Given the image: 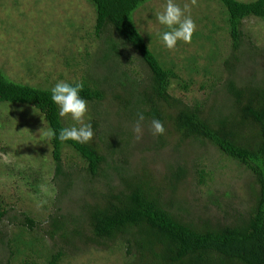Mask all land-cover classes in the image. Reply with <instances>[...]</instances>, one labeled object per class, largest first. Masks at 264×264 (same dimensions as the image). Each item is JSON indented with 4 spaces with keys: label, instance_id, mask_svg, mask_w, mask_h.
Here are the masks:
<instances>
[{
    "label": "trees",
    "instance_id": "16d2710c",
    "mask_svg": "<svg viewBox=\"0 0 264 264\" xmlns=\"http://www.w3.org/2000/svg\"><path fill=\"white\" fill-rule=\"evenodd\" d=\"M149 1L86 0L96 15L95 34L98 38L102 36L98 46L100 51L95 53V58L104 67V73L94 76L87 68L90 74L80 80L84 82L80 95L92 106L90 121L95 133L100 131L99 127L102 131L97 134V140L93 138L87 144L51 140L55 165L53 179L61 205L75 185L76 172L64 171L63 164L64 150L70 148L85 163L80 169L88 175L84 186L97 183L102 188L94 193L90 187L89 196L94 195L96 201L85 202L78 209L77 202L72 215L65 214L59 207L50 214L47 226L39 227L34 217L23 213L20 226L30 231L42 229L52 240L59 237L70 241L86 236L101 246L114 242L125 244L128 254H133L138 261L133 264H264V69L259 77L250 79L238 74L241 68H247L248 57L255 59V50H263L257 47L252 37L244 39L242 25L249 18L264 22V0H217L225 10L231 48L224 60V69L209 74L216 78V82H209L211 97L193 104L177 98L171 91L174 83L188 91L191 80L184 78L181 67L165 62L162 53L151 47L148 36L137 26L135 14ZM203 35L201 32L195 34L200 38ZM211 39L208 36L207 40ZM128 47L147 66L145 80L130 69L132 60H128L126 54ZM217 56L215 49L212 58ZM88 57V60L83 58L84 62L91 61L90 53ZM195 62L196 58L191 59V71L196 70L193 69ZM206 70L211 72L209 67ZM218 74L222 76L217 77ZM12 79L0 69V104L27 105L43 114L49 127L57 131L69 127L51 102V87ZM105 83L113 100L118 101L116 115L119 119L125 117L124 124V120L114 125L107 123L105 116L110 112L104 116L99 110L107 98ZM221 93L224 99H221ZM211 98L212 101L214 98L213 102H210ZM138 111L144 113V124L148 125L157 118L165 130L171 128L177 133L178 144L174 150L179 153V159L188 151L192 152L191 147L200 150V146L207 147L210 143L248 172L251 179L248 183L249 204L242 209H229L209 191V201L196 215L186 199L185 203L174 201L172 197L166 199L161 192L163 188L146 165L140 169L132 166L131 155L140 147L135 143L133 131ZM165 133L158 135L155 141L158 149L167 144ZM195 152L194 162L190 163L193 159H183V163L169 166V181L164 184L172 192L177 191L193 170L200 184L209 181V174L198 161L199 152ZM186 161L190 165L185 164ZM62 175L65 178L61 180ZM209 203L217 206L220 216L211 212V207L207 206ZM7 213L0 207V220ZM86 231L91 232L92 237ZM35 241L40 242L39 237H35L29 246ZM47 255L45 264H62L65 254L59 247ZM0 264L11 262L0 259Z\"/></svg>",
    "mask_w": 264,
    "mask_h": 264
},
{
    "label": "rangeland",
    "instance_id": "374dc122",
    "mask_svg": "<svg viewBox=\"0 0 264 264\" xmlns=\"http://www.w3.org/2000/svg\"><path fill=\"white\" fill-rule=\"evenodd\" d=\"M166 2L167 0L147 2L135 14V21L141 32L148 36L146 38L150 40L151 47L162 53L164 61L181 67L184 78L191 80L192 86L188 91L180 88L177 83H174L171 91L177 98L193 104L211 97L209 82H216V78L209 74L213 75L224 69L223 63L231 48L225 10L217 0H176L181 8L185 4L189 6L196 30L190 43L178 41L176 47L169 50L158 37V33L169 29L160 25L154 15L162 11ZM95 21V12L86 0H0V69L17 82L39 87H52L58 81L70 83L82 80L89 77L87 68H90L94 76L103 74L104 67L95 58V53L100 51L98 46L102 38L95 34ZM111 30L115 32L112 28ZM242 31L245 40L252 37L257 47L263 50H255V59L250 60L248 57L245 64L247 68H241L238 74L246 79L259 77L264 69V52L263 55L260 54L264 51V22L259 18H249L243 22ZM197 32L204 34L203 37L195 36ZM208 36H211V41L207 40ZM215 49L218 56L213 59ZM126 50L128 60H132L130 69L145 80L147 66L133 49L128 47ZM88 53L92 56L89 63L83 60L90 58ZM193 58H196L193 65L196 70L191 71L189 65ZM207 67L210 68V73L206 70ZM219 75L221 74L216 76ZM108 80L114 81L110 78ZM105 88L107 98L102 101L99 110L104 116L106 112H110L105 116L107 123L114 125L124 120V124L125 117L119 119L116 115L118 101L113 100L107 83ZM222 94L221 99H224ZM213 101L211 98L210 102ZM91 114L93 109L88 103L86 121L92 119ZM64 118L68 126L74 124L70 116ZM48 127L43 114L27 105L0 104V207L8 212L0 220V259L10 261L11 264H45L47 253L61 247L65 254L62 264L138 263L133 254H128L125 244L114 242L101 246L86 236L70 241H63L59 237L52 240L42 229L30 231L20 226L19 220L23 218V213L34 217L39 227H46L50 214L59 207H62L65 214L72 215L77 202V209L84 206L85 202L93 203L96 201L93 194L100 192L99 189L102 188L97 183L94 187L92 184L84 186L88 175L80 169L85 163L76 152L65 148L64 171L76 172L75 185L63 204H59V190L53 179L55 165L52 144L40 135V130ZM150 127L151 123H143V135L139 140L135 134V143L140 144V147L135 151L136 154L131 155L132 166L140 169L146 165L151 176L163 188L161 192L166 199L172 197L174 201H183L182 203L186 199L196 215L203 211L205 203L209 201V191L213 198L218 197L221 205L229 209H242L249 204L248 183L251 179L250 174L242 167L227 159L210 143L207 147L200 146V150L191 147L192 152L188 151V154H183V158L179 159V153L174 150L178 144L177 133L167 128L165 131L170 133L167 136L165 133L167 144L158 149L157 143L155 144L158 136L152 135ZM98 129L100 131L97 130V133L94 131L93 138L96 140L97 134L102 131L101 127ZM195 150L199 152L200 165L209 174V181L200 184L199 177L193 170L177 191L172 192L164 184L169 181V166L183 163V159H193L190 163L194 162ZM190 163L186 161L185 164ZM64 178L62 175L61 180ZM90 187L94 191L92 197L89 196ZM207 206L211 207V212L219 214L217 206L212 203ZM87 235L92 237L91 232H87ZM35 237H39L40 242L35 241L29 246Z\"/></svg>",
    "mask_w": 264,
    "mask_h": 264
},
{
    "label": "clouds",
    "instance_id": "9594fccd",
    "mask_svg": "<svg viewBox=\"0 0 264 264\" xmlns=\"http://www.w3.org/2000/svg\"><path fill=\"white\" fill-rule=\"evenodd\" d=\"M155 18L160 25L166 26V31L158 33L159 39L164 46L172 50L176 47L178 41L190 43L196 23L191 16L190 8L187 4L183 8L176 3V0H167L162 11L156 12ZM84 89V82L76 80L72 83L58 81L51 87V102L59 110L60 117H69L74 124L69 127L61 128L59 131L48 127L40 130V135L47 141L58 140L60 142L75 141L81 144H87L93 140L94 129L91 121H86L88 112V101L80 93ZM145 116L143 112H137L136 121L133 128L136 139L143 135V122ZM150 131L153 136L163 135L165 128L161 120L153 118L151 120Z\"/></svg>",
    "mask_w": 264,
    "mask_h": 264
}]
</instances>
